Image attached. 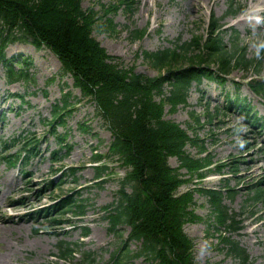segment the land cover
Listing matches in <instances>:
<instances>
[{"label": "rangeland", "instance_id": "obj_1", "mask_svg": "<svg viewBox=\"0 0 264 264\" xmlns=\"http://www.w3.org/2000/svg\"><path fill=\"white\" fill-rule=\"evenodd\" d=\"M260 1H81L83 9L90 8L99 16L97 22L101 25L92 31L95 40L115 60L134 67L137 73L157 75L158 70L145 59L144 51L173 47L177 40L207 35L211 15L219 17L222 23L226 48H232L235 42L245 49L247 58L259 63L258 71L254 68L257 64L234 67L224 83L208 80L198 86L192 83L186 105L178 104L174 110L168 103L164 105V118L178 123L189 136L196 135L203 145L201 150L197 144H187L186 151L191 156L211 160L205 169L206 176L200 180L180 168L182 177L190 179L178 187V194L195 186L221 189L225 194L222 202L230 212L238 213L234 219L242 220L243 226L235 234L225 236L240 240L252 264H264V200L251 199L250 192L251 186L260 182L264 194V130L258 131L246 120L254 112V119L264 118V99L247 84L264 79V4ZM110 4L113 7L108 10ZM133 29L145 32L131 37ZM195 48L193 44V54ZM5 54L9 58L19 54L15 64L26 65L30 79L9 84L0 64V141L9 142L13 137L25 135L35 136L38 143L37 152L24 163V174L19 163L9 167L0 157V264H71L58 256L60 240L93 251V264H112V256L122 248L129 226L122 224L117 233L110 231L103 207L115 200L126 169L116 157L107 156L112 137L104 119L94 103L74 87L72 77L60 73L61 63L49 48L17 41L8 45ZM169 88H165L167 93ZM68 91L72 104L66 111L67 119L52 134L48 126L52 104ZM234 93L239 100L249 102L252 110L248 115L236 106L225 107V95L235 96ZM59 134H63L61 144ZM21 144L22 141L6 150L7 154L21 150ZM53 150H58L55 157L50 154ZM95 152L102 154L101 163L93 160ZM168 161L173 167L179 164L175 156ZM95 163L106 164L104 177L96 176ZM224 187L234 188L233 196H228ZM69 193L83 200L84 214L60 216L54 211H43ZM193 196L194 212L201 219L187 221L183 227L193 239L195 263L238 264L222 246L220 233L227 228L216 224L209 200L198 191ZM138 245L131 241L128 247L135 250ZM117 264L152 263L144 257H131Z\"/></svg>", "mask_w": 264, "mask_h": 264}, {"label": "trees", "instance_id": "obj_2", "mask_svg": "<svg viewBox=\"0 0 264 264\" xmlns=\"http://www.w3.org/2000/svg\"><path fill=\"white\" fill-rule=\"evenodd\" d=\"M81 1L0 0V63L5 68L7 82L27 81L30 79L27 66L20 65L16 69L4 58L5 48L17 41L49 48L61 62L60 73L72 77L74 87L94 103L104 119L112 136L107 156L116 157L119 165L126 169L119 180L115 200L103 207L104 217L113 233H117L122 224L130 228L122 248L112 256V264L140 256L152 264H196L193 239L183 227L187 221L201 219L193 208L195 191L207 197L216 223L227 228L220 233L226 252L238 264H252L246 249L229 236L241 226L234 219L238 213L230 212L222 202L225 194L220 189L195 186L178 194V187L190 179L183 178L179 169L185 168L187 173L199 178L203 176L200 169L208 166L211 160L205 156H191L186 151V144H197L201 150L203 145L196 135L189 136L178 123L164 118V105L168 103L174 110L176 105L185 103L191 81L200 83L203 77L223 81L234 67L247 68L257 62L247 58L245 49L235 42L232 48H226L220 31L222 24L219 18L211 15L207 35L194 36L189 41L177 40L173 47L144 51L145 59L158 70L157 75L137 73L134 67H126L115 60L95 40L92 31L101 25L97 22L99 16L90 8L83 9ZM144 32V29H133L130 35L138 37ZM193 44L196 46L194 54ZM257 65L256 71L259 63ZM165 84L170 86L168 94L164 92ZM249 86L264 97V80L255 79ZM69 96L70 91L52 104L48 122L52 134H56V128L63 126L67 119L66 111L71 105ZM246 107L244 103L240 106L243 110ZM62 135H57L59 144ZM11 141L10 146L4 141L0 147L7 150L22 141L21 150L1 154L11 165L36 153L38 140L35 136L20 135ZM57 153L58 150H53L50 154L55 157ZM93 155L95 162H102V154L95 152ZM171 156L178 158V166L169 164ZM95 167L97 177L107 173L106 164ZM262 189L260 182L253 184L251 199L264 200ZM224 190L228 196H233L234 188ZM82 201L69 193L43 211H54L60 216L66 213L82 215L85 212ZM227 232L229 235L225 236ZM131 240L140 242L135 250L128 247ZM58 247L59 258L70 260L71 264L95 262L93 251L82 249L77 243L60 240Z\"/></svg>", "mask_w": 264, "mask_h": 264}, {"label": "bare ground", "instance_id": "obj_3", "mask_svg": "<svg viewBox=\"0 0 264 264\" xmlns=\"http://www.w3.org/2000/svg\"><path fill=\"white\" fill-rule=\"evenodd\" d=\"M262 4H264V0L260 1ZM254 11V13L256 12V10H251V13ZM1 262V259H0Z\"/></svg>", "mask_w": 264, "mask_h": 264}]
</instances>
